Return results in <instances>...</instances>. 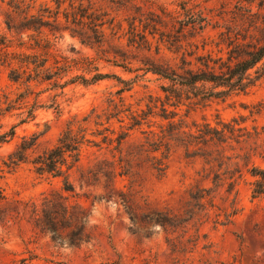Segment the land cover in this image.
Returning a JSON list of instances; mask_svg holds the SVG:
<instances>
[{"label":"rangeland","instance_id":"rangeland-1","mask_svg":"<svg viewBox=\"0 0 264 264\" xmlns=\"http://www.w3.org/2000/svg\"><path fill=\"white\" fill-rule=\"evenodd\" d=\"M8 1L0 0V137H9L11 129L14 135L0 142V264H264V194L253 196L251 185L253 166H264V60L250 71L253 84L244 92L205 97L181 89L183 100L174 118L180 129H175L170 147L151 152L141 145V131L122 144L116 140L85 147L74 179L82 171L88 175L97 162L105 167L103 160L126 159L129 170L117 176L114 190L102 175L97 182L86 177L83 184L76 181L77 195L65 193L86 206L96 221L88 223L91 239L68 244V253L61 251L64 243L34 228L23 213L25 202L61 191V180L37 175L27 161L11 167L9 159L25 138L34 143L27 151L30 158L52 146L73 116L90 115V131L106 133V115L114 113L109 99L146 117L145 129L151 124L160 134H169L172 125L164 116L173 115L174 108L164 112L160 104L167 100L163 87L171 82L148 71V63L182 72L188 61L199 67L198 55L212 52L227 58L237 37L264 44V30L254 29L256 24L264 29L260 0H132L136 9L158 17L159 33L150 50L128 46L126 37L120 40L110 30L103 45L91 46L67 30L54 35L46 29L38 36L44 38L38 47L27 34L8 30ZM186 6L194 17H206L205 30L184 29L182 48L176 51L160 32L178 38V20L190 19ZM65 33L71 42L64 40ZM22 39L27 46L20 45ZM23 53L46 56L52 78L28 82L24 73L19 81L10 80L11 68L22 72L27 66L29 73L35 67L21 61ZM96 71L122 80L83 84L82 77L90 79ZM155 102L158 107L149 110L148 104ZM126 113L122 123L111 122L115 139L121 125L132 122ZM153 156L165 158L164 175L153 167ZM164 215L170 216L168 224L155 222ZM154 223L163 227L162 235L149 230Z\"/></svg>","mask_w":264,"mask_h":264},{"label":"trees","instance_id":"trees-1","mask_svg":"<svg viewBox=\"0 0 264 264\" xmlns=\"http://www.w3.org/2000/svg\"><path fill=\"white\" fill-rule=\"evenodd\" d=\"M8 5L11 8V12L5 20L8 30H14L22 36L27 34L28 38L34 40L38 47L43 46L42 39H44L38 36H42L46 29L54 35L59 31L67 30L73 36H77L83 44L91 46L103 45L107 38V32L110 30L113 36L120 40L126 37L128 46L147 50L152 48L153 41L151 39L159 33L157 25L159 21L156 19L158 17H150L142 9H136V4L132 0H9ZM258 6L262 9L264 0H260ZM115 11L117 14L123 12L125 14L118 18ZM192 11L186 6L187 16L190 15V19L178 20L181 24L177 30L178 38L169 36L167 31L166 33L160 32L161 39L168 42L169 46L174 45L176 51L182 48L181 35L184 29L190 28L201 33L205 30L206 17H194L195 13L191 15ZM124 23L127 25L125 26ZM254 29L264 30L263 27H259V24L254 25ZM236 40L238 41H234V45L228 51L227 58H224L223 55L215 56L212 52L198 55L196 59L199 67L196 69L191 67L192 61H188V65L181 68L182 72L177 69H167L154 62L148 63L150 64L148 71L171 82L170 85L163 87L167 100L160 104L161 110L164 112L169 111L171 107L174 108L170 109L173 115L164 116L172 125V131L169 134L162 135L163 131L160 134L152 129L151 124H148L149 129H145L146 123L149 122L146 117L141 118L132 109H120L122 106L114 102V99H109L110 107L112 106L110 110L114 113L106 115L107 122H110L106 133L96 134L95 131H90V115L73 116L66 121L56 142L31 158L27 151L34 143L29 144L28 139H23L22 143L9 156L10 166L15 167L21 162L27 161L31 163L37 175H48L61 180V191L43 192L40 201L31 199L25 202L23 213L34 228L50 233L51 238L59 243L67 241L69 245L78 246L90 240L91 233L87 220L89 218L88 208L79 201H70L69 195L65 193L77 195L76 181L83 184L86 177L97 182L102 175L107 176L109 188L114 190L117 176L128 173L129 162L126 159L103 160L106 164L105 167L97 162L89 168L88 175H84V171H82L80 178L74 179V170L79 168L84 148L99 146L102 142L112 144L116 140L122 144L135 131H141L144 134V140L140 141L141 145L151 147V152L159 151L163 145L170 147L169 142L173 140L171 138L178 132L175 129H180L174 118L177 116L175 110L182 104L184 87L186 90L196 91L198 96L203 94L205 97H226L235 92H244L253 84L250 71L264 60V44H254L245 41L246 39L239 41L238 37ZM20 45L27 46V42L22 39ZM168 49L171 50L170 47ZM157 50V52L160 51L159 45ZM222 51L223 48L219 49V52ZM45 55L49 56V52L46 51ZM41 56L39 53L21 54L23 63L33 64L35 67L29 73H27L29 71L26 69L27 66L22 72L11 68L9 79L17 82L24 73L27 74L28 82L37 77L51 79L54 71L46 65L48 58ZM186 60L184 57L183 61ZM109 77L122 80L116 74L96 71L90 79L82 77V82L83 84H88L90 81L95 83ZM209 84L211 86H208ZM157 107L158 103L156 102L153 105L148 104V109L151 111ZM124 113L132 122L126 126L121 125V133L117 136L118 139H115L116 137L113 136L116 131L111 122L116 119L122 123L124 118L122 114ZM13 135L14 130L11 129L9 137L8 134H3L0 137V142L7 141V138ZM99 135H102V140L97 139ZM151 160H154L153 167L155 166L160 174L164 175L168 167L165 158L153 156ZM251 175L254 177L251 183L253 196L264 194V166H253ZM199 190L209 191L210 189L202 187ZM1 197L4 198V195L1 194ZM201 198L203 199V196L199 198V201L202 200ZM161 214L162 212L157 213V215ZM168 218L170 216L167 215L157 217L155 222L166 225Z\"/></svg>","mask_w":264,"mask_h":264},{"label":"clouds","instance_id":"clouds-1","mask_svg":"<svg viewBox=\"0 0 264 264\" xmlns=\"http://www.w3.org/2000/svg\"><path fill=\"white\" fill-rule=\"evenodd\" d=\"M64 40H65L66 42H71V39H70L68 33H65V34H64ZM87 220H88V223H89V224H94V223L96 222V221L92 220L91 217L87 218ZM149 230L153 231L154 233H159V234H161V235L163 234V227H162L160 224H158V223H154V224L150 227ZM0 231H2V230H0ZM57 243L59 244V242H57ZM61 251L66 252V253H68V252L71 251V248L68 246V242H67V241H64V247L61 248Z\"/></svg>","mask_w":264,"mask_h":264}]
</instances>
